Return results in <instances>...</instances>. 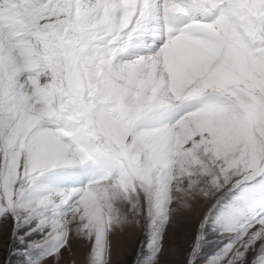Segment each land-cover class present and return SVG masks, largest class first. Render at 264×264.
<instances>
[{"label":"snow or ice","instance_id":"6c2138e0","mask_svg":"<svg viewBox=\"0 0 264 264\" xmlns=\"http://www.w3.org/2000/svg\"><path fill=\"white\" fill-rule=\"evenodd\" d=\"M202 209L184 264H264V0H0V226L24 264H111ZM38 236L39 239L33 237Z\"/></svg>","mask_w":264,"mask_h":264},{"label":"rangeland","instance_id":"374dc122","mask_svg":"<svg viewBox=\"0 0 264 264\" xmlns=\"http://www.w3.org/2000/svg\"><path fill=\"white\" fill-rule=\"evenodd\" d=\"M202 209L191 211L182 209L172 218L164 238V248L159 256L158 264H184L185 254L192 242L193 232ZM11 223L0 226V264H24L23 250L10 248ZM39 239L38 236L33 237ZM144 229L140 225L131 224L117 229L110 234L111 264H137L147 253H143L141 241ZM207 246L200 264H205L210 255L220 244L213 237ZM86 248L79 238L73 237L70 250L64 251L58 264H85Z\"/></svg>","mask_w":264,"mask_h":264}]
</instances>
